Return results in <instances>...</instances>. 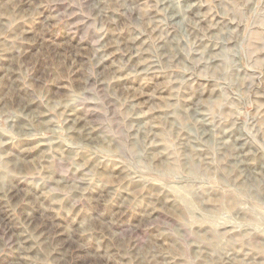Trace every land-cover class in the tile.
Returning a JSON list of instances; mask_svg holds the SVG:
<instances>
[{"label": "rangeland", "instance_id": "1", "mask_svg": "<svg viewBox=\"0 0 264 264\" xmlns=\"http://www.w3.org/2000/svg\"><path fill=\"white\" fill-rule=\"evenodd\" d=\"M0 264H264V0H0Z\"/></svg>", "mask_w": 264, "mask_h": 264}]
</instances>
